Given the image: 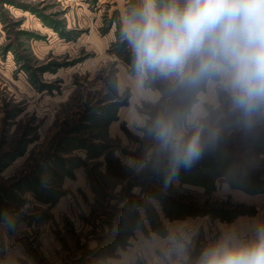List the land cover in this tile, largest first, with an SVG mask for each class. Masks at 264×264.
I'll return each mask as SVG.
<instances>
[{"label":"rangeland","instance_id":"1","mask_svg":"<svg viewBox=\"0 0 264 264\" xmlns=\"http://www.w3.org/2000/svg\"><path fill=\"white\" fill-rule=\"evenodd\" d=\"M142 6L0 0V264H199L264 229V110L215 80L138 76ZM160 122L198 132V160L177 168Z\"/></svg>","mask_w":264,"mask_h":264},{"label":"clouds","instance_id":"2","mask_svg":"<svg viewBox=\"0 0 264 264\" xmlns=\"http://www.w3.org/2000/svg\"><path fill=\"white\" fill-rule=\"evenodd\" d=\"M125 36L138 76L190 85L215 80L245 116L264 110V0H185L183 7L143 0ZM157 136L171 146L177 168L201 154L198 132L184 139L160 122ZM199 264H264V229L249 243L206 249Z\"/></svg>","mask_w":264,"mask_h":264},{"label":"trees","instance_id":"3","mask_svg":"<svg viewBox=\"0 0 264 264\" xmlns=\"http://www.w3.org/2000/svg\"><path fill=\"white\" fill-rule=\"evenodd\" d=\"M252 147L254 149H258V151H260V152L264 151V144L263 143H260V142L259 143H255ZM222 157L223 156L221 155V153L219 151H217V153L215 155L212 154L211 156L208 157L207 160L206 159H204V160H206L208 162V164L214 165V163L217 162V159H219L220 161H223ZM196 160H198V159H196ZM199 162H203V159H201ZM243 182H246V179H244ZM251 184H254V185H251ZM251 184H250L251 187H255V189L257 191H261V190L264 189V186H263L264 180H263V184L261 183V181H255V183H251Z\"/></svg>","mask_w":264,"mask_h":264}]
</instances>
